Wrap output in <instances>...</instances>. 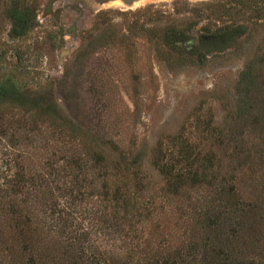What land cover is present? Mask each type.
<instances>
[{"label":"rangeland","instance_id":"rangeland-1","mask_svg":"<svg viewBox=\"0 0 264 264\" xmlns=\"http://www.w3.org/2000/svg\"><path fill=\"white\" fill-rule=\"evenodd\" d=\"M215 1L220 0H58L54 9L63 10L57 21L52 14L43 13L48 0H0V80L13 77L22 89L57 102L82 131L77 138L67 136L69 130L54 136L47 125L34 129L31 119L20 112L23 109L1 107L9 113L0 119V179L19 163L36 180L26 182L25 192L38 193L40 175L50 176L68 156L87 157L95 138L108 137L118 148L109 152L113 158L122 151L146 155L140 167L145 182L140 195L147 202L152 200L153 215L144 223L143 239L155 248L189 241L186 224L205 192L192 191L182 202L162 196L165 179L152 164L154 148L161 144L170 150L177 136L205 144V121L212 119V125L219 128L231 124L241 106L242 72L264 55V19H256L251 9L234 0L229 1L237 6L235 13L222 21L198 8ZM14 3L37 7L34 26L24 37L10 35L6 10ZM195 21L194 37L178 46L190 50L202 28L214 29L229 22L244 24L248 31L233 46L208 55L203 64L171 66L166 61L165 33L170 26L188 28ZM73 24L77 36L67 31ZM110 34L115 38L109 40ZM66 49L70 53L62 59ZM178 53L172 56L177 58ZM224 158L228 182L235 176L244 196V169L235 170V162ZM85 174L94 183L87 185L82 208L102 211L103 178L91 168ZM55 179L62 185L74 178L66 173ZM82 208L77 215L89 225V214ZM95 238L101 250L112 252L123 243L108 235Z\"/></svg>","mask_w":264,"mask_h":264},{"label":"trees","instance_id":"trees-1","mask_svg":"<svg viewBox=\"0 0 264 264\" xmlns=\"http://www.w3.org/2000/svg\"><path fill=\"white\" fill-rule=\"evenodd\" d=\"M234 1L251 9L256 19H264V0ZM231 2L220 0L198 8L222 21L235 13L237 6ZM36 8L21 3L7 7L10 35H27L34 26ZM194 23L183 29L170 26L165 33L164 45L169 50L166 61L171 66L180 62L203 64L208 55L228 49L248 31L244 24L229 22L214 29L202 28L190 50L178 46L194 37ZM113 38L108 35L109 40ZM175 52H179L177 58L172 56ZM242 77L241 106L231 124L219 128L209 119L202 130L205 144L177 136L173 148L159 144L151 156L165 179L162 196L182 202L192 191L205 192L197 201L200 207H193L186 224L189 241L155 248L143 239L144 223L153 215L152 200L147 202L140 195L145 187L140 167L146 155L122 151L113 158L109 152L118 148L103 136L95 138L87 157L68 156L50 176L40 175L38 193L25 192L26 182L36 180L25 174L24 165L18 162L19 167H11L8 176L0 179V264H264V55L248 65ZM3 106L23 109L20 112L31 119L34 129L47 125L54 136H63L67 130V136L82 135L80 125L57 102L22 89L13 77L0 80V108ZM8 113L0 110V119ZM230 148L232 151L225 154ZM226 156L235 162V170L244 169V196L234 182L235 176L230 182L225 176ZM89 168L103 178L102 211L81 205L87 198V185L94 183L86 177ZM66 173L74 179L61 185L55 178ZM78 208L89 214V225L79 219ZM95 235H108L123 243L116 252L101 250Z\"/></svg>","mask_w":264,"mask_h":264},{"label":"water","instance_id":"water-1","mask_svg":"<svg viewBox=\"0 0 264 264\" xmlns=\"http://www.w3.org/2000/svg\"><path fill=\"white\" fill-rule=\"evenodd\" d=\"M57 0H48L46 6H45V9H44V15H49V14H52L55 19L57 21L60 20V16H61V13H62V10L63 8H56L54 9V5L56 3ZM125 1H131V2H135V1H138V0H125ZM68 32H71L73 33L75 36H77V25L76 24H73L72 26H70L68 29H67ZM70 53V49H66L64 52H62L61 54V57L62 59H64V57ZM62 64V62H61Z\"/></svg>","mask_w":264,"mask_h":264},{"label":"flooded vegetation","instance_id":"flooded-vegetation-1","mask_svg":"<svg viewBox=\"0 0 264 264\" xmlns=\"http://www.w3.org/2000/svg\"><path fill=\"white\" fill-rule=\"evenodd\" d=\"M57 1H58V0H57ZM57 1H56V2H57Z\"/></svg>","mask_w":264,"mask_h":264}]
</instances>
